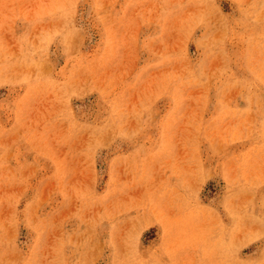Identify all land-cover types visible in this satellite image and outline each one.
<instances>
[{
	"label": "rangeland",
	"instance_id": "1",
	"mask_svg": "<svg viewBox=\"0 0 264 264\" xmlns=\"http://www.w3.org/2000/svg\"><path fill=\"white\" fill-rule=\"evenodd\" d=\"M0 264H264V0H0Z\"/></svg>",
	"mask_w": 264,
	"mask_h": 264
}]
</instances>
